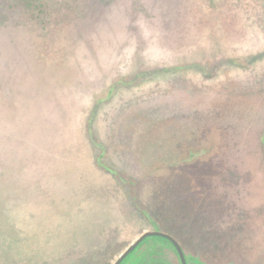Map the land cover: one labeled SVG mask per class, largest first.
Segmentation results:
<instances>
[{
  "label": "rangeland",
  "instance_id": "obj_1",
  "mask_svg": "<svg viewBox=\"0 0 264 264\" xmlns=\"http://www.w3.org/2000/svg\"><path fill=\"white\" fill-rule=\"evenodd\" d=\"M23 8L0 9L1 264H110L144 230L202 243L264 207V0ZM181 143L206 152L176 163Z\"/></svg>",
  "mask_w": 264,
  "mask_h": 264
},
{
  "label": "flooded vegetation",
  "instance_id": "obj_2",
  "mask_svg": "<svg viewBox=\"0 0 264 264\" xmlns=\"http://www.w3.org/2000/svg\"><path fill=\"white\" fill-rule=\"evenodd\" d=\"M179 147L180 150L187 148L184 143ZM201 150L205 149L201 148ZM195 157L197 156L193 155L189 158ZM255 208H252L253 211L242 209L241 218L238 217L240 220L236 221L232 207L231 217L227 220V225L222 228L224 233L209 232L202 243L198 242L197 238H185L168 228L147 229L159 230L172 236L178 243L183 258L168 238L153 235L147 236L138 243L118 264H264V207ZM210 229L214 228L210 227ZM126 246L120 248L117 256ZM101 260L103 262V258Z\"/></svg>",
  "mask_w": 264,
  "mask_h": 264
},
{
  "label": "trees",
  "instance_id": "obj_3",
  "mask_svg": "<svg viewBox=\"0 0 264 264\" xmlns=\"http://www.w3.org/2000/svg\"><path fill=\"white\" fill-rule=\"evenodd\" d=\"M36 2H38V0H0V9H4V10L5 9L6 10H9L10 9L13 12H18V11L21 12L23 7H28L29 4H33V3H36ZM39 10L42 11L41 8H39ZM205 144H207V143H205ZM188 148L189 147H187L185 150H182L181 152H179V155L175 158L176 163H177V161H179V162L182 161V159H183L182 157H183L184 154H186V155L188 154L189 155V156L187 155L188 157L185 156L186 157L185 160L190 159L189 157H193V155L190 153L193 150H188ZM196 150H199V149H196ZM204 151L206 152V150H204ZM85 180H86L85 178H82V180H80L81 182H78V184H81L84 187V191L81 190V193L82 194L86 192L90 196L91 195L93 197H95V196L97 197L98 196L99 198H101V200L103 201V203L105 205H106V203H105L104 200H108V201L111 200V199L108 198L107 195L106 196L104 195L105 191H103L101 189V187H102V184L101 183H97V184H95V183L87 184L85 182ZM2 184H3V182H2ZM1 188H2V185L0 187V192H1ZM82 194H80V195H82ZM103 198H105V199L103 200ZM1 207L2 206H0V209H2ZM99 209L102 211V213H106L107 212V210L104 209L103 206L100 207ZM5 211L6 212H9L8 210H5ZM7 222H8L7 224H10L11 227H14V225H13V223L11 221V218H8L7 217ZM0 230H3V227L0 226ZM9 236H10L9 239H11L10 244H13L15 242V239H14L15 238V235L11 232V233H9ZM101 243H102V248L100 250H98V253L100 255V258H103V259H107L108 258V259H110L113 256V254L115 253L111 249V247H112L111 241H109L108 239H103V241H101ZM96 253H97V250H90L88 253H85L84 255H85V257H88L90 259ZM27 254H28L27 257L30 259L29 261L32 262V263H34V261H35L34 258H35L36 251L33 250V249H30V251Z\"/></svg>",
  "mask_w": 264,
  "mask_h": 264
},
{
  "label": "water",
  "instance_id": "obj_4",
  "mask_svg": "<svg viewBox=\"0 0 264 264\" xmlns=\"http://www.w3.org/2000/svg\"><path fill=\"white\" fill-rule=\"evenodd\" d=\"M204 152H205L204 150H195L193 152V155L199 156V155L203 154ZM115 174H117V173H115ZM153 235H160V236L168 238L173 243V245L177 248V251L180 253L181 257L183 258L181 249H180L178 243L176 242V240L172 236H170L169 234L164 233L162 231H159V230H146V231L142 232L141 234H139V236H137L128 246H126L125 249L111 262V264H118L131 250H133L135 248V246L138 243H140L147 236H153ZM98 250H99V248H98ZM99 257H100V255H99Z\"/></svg>",
  "mask_w": 264,
  "mask_h": 264
}]
</instances>
